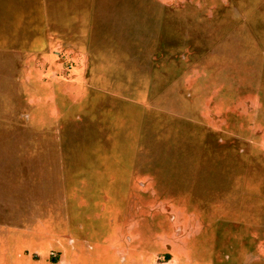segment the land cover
Instances as JSON below:
<instances>
[{
	"label": "rangeland",
	"instance_id": "374dc122",
	"mask_svg": "<svg viewBox=\"0 0 264 264\" xmlns=\"http://www.w3.org/2000/svg\"><path fill=\"white\" fill-rule=\"evenodd\" d=\"M100 4L0 16V264H264V0Z\"/></svg>",
	"mask_w": 264,
	"mask_h": 264
},
{
	"label": "crops",
	"instance_id": "0c3cea01",
	"mask_svg": "<svg viewBox=\"0 0 264 264\" xmlns=\"http://www.w3.org/2000/svg\"><path fill=\"white\" fill-rule=\"evenodd\" d=\"M100 3H102V0H0V16L10 17L11 19L23 15L37 16L38 20L35 23L44 24L47 34L50 35L48 36L50 41L53 37L50 34L51 30H54L55 33L66 32L67 30L78 32L82 27L83 19L92 20L91 18L94 17L98 21L101 19L100 21L104 22L105 19V22H107L111 18L116 17L115 13L109 17V13L100 11L102 10ZM91 10H99V12ZM72 20L75 26H64L68 22H72ZM48 39L46 40L47 42ZM57 42L61 41L57 40ZM55 45L60 46L62 43ZM32 46L38 47L36 44L25 45V47ZM2 156L3 154H1ZM14 157L15 155L12 159Z\"/></svg>",
	"mask_w": 264,
	"mask_h": 264
}]
</instances>
